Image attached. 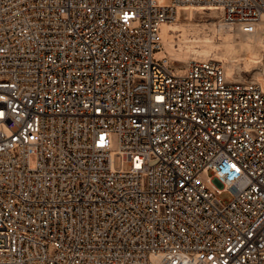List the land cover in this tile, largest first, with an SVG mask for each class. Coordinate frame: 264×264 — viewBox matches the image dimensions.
<instances>
[{
	"label": "built area",
	"instance_id": "obj_1",
	"mask_svg": "<svg viewBox=\"0 0 264 264\" xmlns=\"http://www.w3.org/2000/svg\"><path fill=\"white\" fill-rule=\"evenodd\" d=\"M185 6L264 32V0H0V264H264V89L154 59Z\"/></svg>",
	"mask_w": 264,
	"mask_h": 264
},
{
	"label": "bare ground",
	"instance_id": "obj_2",
	"mask_svg": "<svg viewBox=\"0 0 264 264\" xmlns=\"http://www.w3.org/2000/svg\"><path fill=\"white\" fill-rule=\"evenodd\" d=\"M159 2L165 3L167 1ZM209 9L212 8L204 6H185L179 10L178 16L175 18V20L164 22L160 25L158 34L160 36L161 48L163 50L164 56L167 57L171 63L172 61H178L182 64H187L189 62V57L193 56L191 60H193L194 58L196 59L198 56H203L205 58L213 48L221 44L224 48V51L221 53L215 52L213 56L216 58L213 57L211 59L220 61L229 76L233 77V75L235 74V67L232 62L238 60V56L236 54L238 49H244V52H247V56L244 58L245 71H251L253 68H256L259 65H257V63H262L264 66V53L263 56H261V54H259L261 51L258 53V49L255 47L256 45H253L251 40L247 39L249 41L240 43L238 49L235 48V45L233 44V35L235 33L234 31L241 33L242 35H244V37L247 38L253 37L255 40L256 38L258 39V33H243L239 30V28L224 24L219 18L218 20L216 19V16L218 17L216 11ZM203 10H209L212 14L210 17L213 18L209 20V22H196L193 19L195 13ZM183 12L186 13V16H184L183 18L185 21H180L179 19L181 18V13ZM260 24L264 29V17H262ZM199 27L200 29L204 28L203 30H205L206 28L210 30V32L212 31L213 34L216 31L220 32V30H223L224 35L222 36L220 44H214L212 36H207L205 34H203L202 36H198L197 34H195ZM258 43H260V45L258 46H261V49L264 50V42L260 41ZM255 78H258V80L254 79V77H250L252 81L259 84L264 89V75H262L261 72H257Z\"/></svg>",
	"mask_w": 264,
	"mask_h": 264
},
{
	"label": "rangeland",
	"instance_id": "obj_3",
	"mask_svg": "<svg viewBox=\"0 0 264 264\" xmlns=\"http://www.w3.org/2000/svg\"><path fill=\"white\" fill-rule=\"evenodd\" d=\"M161 2H165L167 0H159ZM212 14L210 13L209 10H203V11H199V12H196L193 19L196 21V22H209V20H211L213 17H210ZM184 16H186V13L183 12L181 13V18L179 19L180 21H185L183 18ZM216 19L218 20V17L216 16ZM215 19V20H216ZM200 26V25H199ZM204 29V28H203ZM203 29H199L195 32V34H197L198 36H202L203 34L207 35V36H212V40H213V43L218 45V43L220 44L221 40H222V36L224 35L223 33V30H220L219 31H216L214 32V34L212 33V31L210 32V30L206 29L203 30ZM203 30V31H202ZM234 35H233V44L235 45V48H239V44L240 43H244L246 41H249L251 40L252 44L253 45H256L255 47L258 49V53L261 54V56H263V53H264V50L261 49V46L259 47L258 45H260V43L258 42H264V32L263 33H258L257 36H258V39L256 38V40L253 38V37H244V35H242L241 33L237 32V31H234ZM217 33V34H216ZM221 34V35H220ZM242 38V39H241ZM246 39V40H244ZM249 39V40H247ZM242 41V42H241ZM256 41V42H255ZM224 51V48L222 47V45H218L217 47L213 48L211 52H209V54L204 58L203 56H198L196 59H206V58H213V54L215 52L217 53H221ZM237 58L238 60L236 61H233L232 63L234 64V73L235 74H238L240 75L241 77H254V79H257L258 78H255L256 77V74L257 72L260 73L262 75H264V66L262 63H257V67L256 68H253L251 71H245L244 70V58L247 56V52L245 51L244 52V49H241L237 51ZM153 57L154 59H161L162 57H164V53H163V50L162 49H157V50H154L153 52ZM193 58V56L189 57V61ZM216 58V57H214ZM236 58V59H237ZM262 58V57H261ZM195 59V58H194ZM235 62V63H234ZM263 62H264V59H263ZM172 63L174 65H185L182 64L181 62H178V61H172ZM236 65V66H235ZM263 66V67H262ZM238 68V69H237ZM177 74H184L186 72V69H176L175 71ZM112 149L115 150L117 149V140H116V137L114 136L113 139H112ZM31 161V166L34 165V161L33 159L30 160ZM114 164L116 167H118L120 165V160H119V157L116 156L115 158V161H114ZM124 167H127V164H124ZM222 199H229L230 195L227 193V192H223L222 195L220 196Z\"/></svg>",
	"mask_w": 264,
	"mask_h": 264
}]
</instances>
